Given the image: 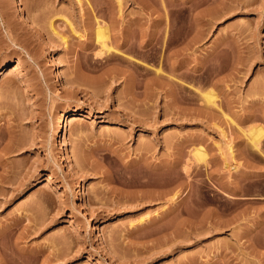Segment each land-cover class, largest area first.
<instances>
[{"label":"rangeland","instance_id":"rangeland-1","mask_svg":"<svg viewBox=\"0 0 264 264\" xmlns=\"http://www.w3.org/2000/svg\"><path fill=\"white\" fill-rule=\"evenodd\" d=\"M0 264H264V0H0Z\"/></svg>","mask_w":264,"mask_h":264},{"label":"bare ground","instance_id":"bare-ground-1","mask_svg":"<svg viewBox=\"0 0 264 264\" xmlns=\"http://www.w3.org/2000/svg\"><path fill=\"white\" fill-rule=\"evenodd\" d=\"M120 4V3H119ZM19 10L22 9L21 6L18 7ZM184 10H181V14L182 16L184 17ZM22 15V13H21ZM26 16V15H25ZM24 17V16H23ZM184 27V26H183ZM182 29V28H181ZM106 28H99L98 30V38L100 37V40L102 39L103 41V44L105 45L106 44ZM161 31V30H160ZM189 31V30H188ZM187 31V32H188ZM186 32V31H184ZM185 34V33H184ZM187 35V33H186ZM193 40V39H192ZM147 44V43H146ZM144 66V65H143ZM143 70V74H146L147 73V69L146 67H143L142 68ZM60 76H61V71H60V68L59 69H56V71L54 72V80H59L60 79ZM69 81V80H68ZM67 81V82H68ZM71 81V80H70ZM70 81L68 82V84H70ZM73 84V82L71 83ZM70 84V85H71ZM216 95H215V92L213 90H209L207 92H205V101L208 103V104H215V101H216ZM80 114H83V112L81 111V109H77V108H69V109H66L64 110L61 114L58 115L57 117V127H56V134H58V136H61V139L62 140V135L64 134V131H67V127L69 125V119L70 118H76L78 115ZM253 143L255 144V146L259 145L260 143V135H259V130L257 129H254L253 131ZM65 138V136H64ZM256 146V147H257ZM194 156L199 159V160H204L206 159V151L204 150L203 147H197L195 150H194ZM82 190V186H80V188L78 189V191H81ZM178 190V189H177ZM162 191V190H161ZM166 192V191H165ZM164 192V193H165ZM160 193V192H159ZM162 193V192H161ZM159 195V194H158ZM164 195V194H163ZM175 195L178 196L179 195V191H176L175 192ZM161 196V195H160ZM159 197V196H158ZM173 199V198H172ZM143 219H141L142 221Z\"/></svg>","mask_w":264,"mask_h":264}]
</instances>
